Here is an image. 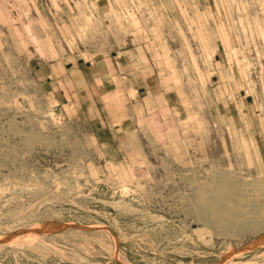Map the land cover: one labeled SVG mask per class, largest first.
<instances>
[{"label":"rangeland","instance_id":"rangeland-1","mask_svg":"<svg viewBox=\"0 0 264 264\" xmlns=\"http://www.w3.org/2000/svg\"><path fill=\"white\" fill-rule=\"evenodd\" d=\"M0 264H264V0H0Z\"/></svg>","mask_w":264,"mask_h":264},{"label":"crops","instance_id":"crops-1","mask_svg":"<svg viewBox=\"0 0 264 264\" xmlns=\"http://www.w3.org/2000/svg\"><path fill=\"white\" fill-rule=\"evenodd\" d=\"M105 66H101V63H99L97 60L86 63V81L89 83L91 81L96 82L97 80H100L101 82L104 81L106 85H113V87L116 89L119 87L123 88L125 90L123 93L126 92V94L128 93L129 89L135 91L141 87L148 86L149 78H145L143 73V71H145V66H143L141 69H135L136 65L133 60H126V64L122 65L119 61L115 60V64L112 65V70L107 66V64H105ZM92 71L94 72V75L91 77L89 73ZM139 72H141L143 75H139Z\"/></svg>","mask_w":264,"mask_h":264}]
</instances>
